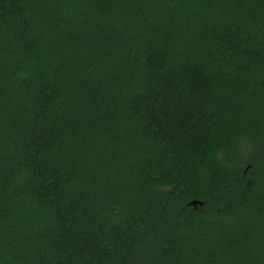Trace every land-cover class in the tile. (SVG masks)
Here are the masks:
<instances>
[{
  "label": "trees",
  "instance_id": "16d2710c",
  "mask_svg": "<svg viewBox=\"0 0 264 264\" xmlns=\"http://www.w3.org/2000/svg\"><path fill=\"white\" fill-rule=\"evenodd\" d=\"M0 264H264V0H0Z\"/></svg>",
  "mask_w": 264,
  "mask_h": 264
},
{
  "label": "water",
  "instance_id": "95a60500",
  "mask_svg": "<svg viewBox=\"0 0 264 264\" xmlns=\"http://www.w3.org/2000/svg\"><path fill=\"white\" fill-rule=\"evenodd\" d=\"M189 205H191V206H193L195 209H197L199 206H202V205H203V202L200 201V200L195 199V200H191V201L189 202Z\"/></svg>",
  "mask_w": 264,
  "mask_h": 264
}]
</instances>
